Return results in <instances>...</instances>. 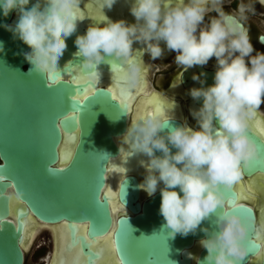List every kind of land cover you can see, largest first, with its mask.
<instances>
[{
  "label": "clouds",
  "instance_id": "obj_1",
  "mask_svg": "<svg viewBox=\"0 0 264 264\" xmlns=\"http://www.w3.org/2000/svg\"><path fill=\"white\" fill-rule=\"evenodd\" d=\"M0 0V15L15 13L13 23L0 22L29 47L26 61L47 72L56 69L66 49V38L77 29L80 0ZM116 0H104L111 8ZM135 22L104 18L77 34L74 44L83 59L81 68L92 80L99 79L97 65L119 60L126 65L124 85L135 88L141 66L130 61L133 42H141L155 59L166 48L175 51L178 65H205L216 58L213 83L193 87V99H202L191 110L197 127L186 122L171 125L161 113L150 111L131 121L120 139L134 152L149 159L142 187L149 194L159 188L160 214L170 235L194 233L201 222L215 216L217 229L200 244L207 250L206 264H239L246 256L244 241L249 225L226 198L225 192L242 175V166L260 154L248 134L249 117L264 102V52H254L246 26L256 0H239L225 12V0H127ZM264 4V0H259ZM216 15H210L211 13ZM208 17L205 21V17ZM264 42V38H261ZM4 51L0 41V52ZM203 73H201V76ZM193 80L200 76L193 74ZM175 149V151H172ZM159 153V154H157ZM127 218V217H126Z\"/></svg>",
  "mask_w": 264,
  "mask_h": 264
},
{
  "label": "water",
  "instance_id": "obj_2",
  "mask_svg": "<svg viewBox=\"0 0 264 264\" xmlns=\"http://www.w3.org/2000/svg\"><path fill=\"white\" fill-rule=\"evenodd\" d=\"M16 19L15 13L7 17L0 15L3 23H13ZM85 31L83 25L77 24L76 32L66 38L67 47L57 65L62 75L53 81L47 79V72L25 60L23 53L29 47L0 27L4 47L0 52V176L3 177L0 204L8 205V211L0 210V264L25 262V251L20 244L23 232L16 230V214L21 210L27 217L48 225L66 222L90 225V234H99L97 238L117 229L115 239L121 256L115 255L118 264H206L207 250L200 240L207 233L201 228L218 230L214 214L203 220L194 233L170 235L172 230L159 211V188L143 197L141 182L135 174H125L118 182L116 198L126 212L113 219L104 188L108 167L121 151L115 137L123 135L129 126V112L120 108L118 101L111 100L106 92L109 88L104 84L95 83V91L88 96L81 93L83 103L71 99L77 85L69 84L71 77L64 73V68L81 67L83 58L77 55L74 40ZM261 38L264 34L258 37L264 46ZM115 62L123 65L119 60ZM97 70L109 71L112 66L101 62ZM196 72L200 80H192L190 69L182 75L185 87L192 81L196 87L201 86V80L205 87L214 82V69L196 65ZM201 104L202 99H193V105L199 108ZM72 111L79 112L80 125L73 130L76 139L71 158L61 163L60 146L68 135L65 130L75 127L74 117L64 118ZM165 118L173 126L183 123L177 117ZM248 134L260 152L246 167L242 166V177L250 178L264 174V140L250 126ZM129 154L132 156L134 151ZM10 191L21 205L14 219L10 215ZM229 191L235 196V208L247 209L244 214L235 209L249 225L244 241L246 256L239 264H251L253 260L254 264H264V238L259 239L261 232L255 209L238 199L236 183L226 190V198ZM196 246L199 249L194 254L192 250ZM88 251L85 245V258Z\"/></svg>",
  "mask_w": 264,
  "mask_h": 264
},
{
  "label": "bare ground",
  "instance_id": "obj_3",
  "mask_svg": "<svg viewBox=\"0 0 264 264\" xmlns=\"http://www.w3.org/2000/svg\"><path fill=\"white\" fill-rule=\"evenodd\" d=\"M92 1L97 6L96 5L94 6V4H89V2H86V0H80V4L82 3L83 5H85L89 9V12H88V17L86 18L84 24L81 22L82 19L78 20L77 24L83 25L86 29L90 24L106 23V21L104 20L105 17L112 19V20L125 19L128 23H134L135 22L134 16L129 11L130 5L127 2V0H116V2L112 5L111 8H108L107 6L103 5L104 0H92ZM79 5H78V7H79ZM79 15L82 16L80 13V10H79ZM86 16H87V14H86ZM101 17H103V19H101ZM138 43H141V42H138ZM160 46L163 49L161 56H164L167 53L169 54L170 50L166 48L163 41L160 42ZM134 47H135V43H134V46L132 45L133 53L129 59L131 61H135V62L140 64V66H141V73L140 74H142V76H143L145 71L148 68V63L146 61V57L147 56L151 57V56L146 51V46H144L145 49L142 48L144 53H142L140 51L141 53L139 55H137L136 58H133L134 60L131 59L132 57L135 56L133 54L137 50V49L135 50ZM139 50H141V49H139ZM137 52L138 51H136V54H138ZM122 67L124 68V71H125L126 65L123 64ZM98 72L100 75H99V79L96 80V83L104 84L107 88L113 87V83H114L113 82V75L114 74H113L112 70L105 71V72L104 71H98ZM177 81H175V82L177 83ZM171 82H172V80H171ZM172 87H174V86H172ZM135 88H131V89H135ZM170 88H171V86H170ZM187 90H189V89H187ZM187 90H182V92L187 91ZM148 92L146 90V80L143 78L142 87L138 91L137 95L140 98H144V97H152L153 94H155L153 92L152 93H148ZM170 92H173L174 95L180 94L183 98H185V96L182 94V92L179 89H174L172 91L170 90ZM165 96L166 95L163 96L161 94H155L156 99L161 104V112L160 113L164 117H169L170 115H173V116L179 117V119L181 120V118L183 117V110L181 108L180 102L177 100L178 102L175 101V103L174 102L172 103L170 101L171 98L169 97L170 99H168V97H165ZM183 101H184V99H183ZM183 106H185V105H183ZM150 111H155L154 105H147V106L142 107L141 101L137 100L136 103L132 106L131 113L128 111L129 112V115H128L129 125H130L132 120L138 118V115L140 116V115L146 114L147 112H150ZM184 113H185V111H184ZM257 113L258 114L255 113L254 115L249 117V125L252 128V130L258 134L260 132L261 128L264 127V120H263V116H262L261 112H257ZM185 115H187V113ZM185 122H186V120H185ZM74 136L76 139V133L74 134ZM121 136L115 137V142L118 144L121 151H120L119 155L115 159H113L112 163L108 167L107 184H106V187L104 188L105 194L108 192L112 193V195L107 196V198L109 199V202H110L111 213H112L113 219H115L119 214L126 212V209L119 204V202L117 201V198H116V190H117L118 182L125 174H128V173L129 174H135L141 182L143 197L149 195L144 190V188L142 187V183H143V179H144V175H145L146 170H145V167L141 164V161H144L145 163H147V156L141 152H134V154L131 156L129 154L131 149L129 148V146L127 144L123 143V141L120 139ZM260 136H262V138L264 140V135H260ZM74 143L75 142H73L72 137L69 135H66L64 138V141L62 142V144L60 146V151H62V149H64L65 147H68V148H70L71 153H72ZM240 178H241L242 183L236 182V188L238 191V199L245 201L249 204L251 203L252 205H254L258 208V210H259L258 224H259L260 232H261V234L259 235V239L264 238V235L262 234L264 232V174H256L254 177L252 176V178H250V179L249 178L246 179V178L242 177V175H241ZM9 195H10V202H9L10 215L14 219L15 218V211L21 205L19 206L17 199L11 193V191L9 192ZM27 218L29 219V223H28L26 229L22 230L23 233H22V239L20 242L25 253H27V248H30L29 246L33 243L32 239H34L33 236H34L36 230H38L39 228L41 229L42 226H50L52 229L53 236H54L53 240H54V246H55V250L52 254L50 264H54V260L57 261V263H58L60 257H63L64 261L72 260L76 249L65 248L63 239L61 240V250H60L59 254H57V237H58L59 232L54 231V229L59 230L61 228V226L64 224L48 225V224H44V223H39L32 216H28ZM45 229H48V228L46 227ZM51 236H52V234H51ZM101 238L102 237H100L98 239H101ZM198 249H199V246H196L193 248L192 252L194 254H196ZM97 259H100L103 261L111 260L114 262V264H118V261H117L115 255L110 256L108 253H105L103 257H100ZM93 264H95V260H94ZM251 264H254V260L251 262Z\"/></svg>",
  "mask_w": 264,
  "mask_h": 264
},
{
  "label": "snow or ice",
  "instance_id": "obj_4",
  "mask_svg": "<svg viewBox=\"0 0 264 264\" xmlns=\"http://www.w3.org/2000/svg\"><path fill=\"white\" fill-rule=\"evenodd\" d=\"M77 14L79 15V10H77ZM103 19V17H101ZM131 62V60L129 61ZM112 72H113V87L109 88L106 92L111 95L112 101H118L120 108L127 109L130 113L132 110V106L136 103L137 100L141 101V106L154 105L156 112H161V104L153 94L152 97H138L137 93L142 87L141 85H137L135 89H130L124 86V77L125 71L124 68L117 62H111ZM67 72L71 79L69 84L77 85L76 94L71 96V99L74 101L81 100L80 94L83 93L85 96L90 95L95 91L94 85L96 80L89 79V77L84 73L83 69L80 66L73 67L72 65H67L64 68V73ZM61 71L56 69H49L47 71V79L55 81L59 76H61ZM83 103V102H80ZM75 118V127L72 130L65 132L72 137L73 142H75V136L73 130L77 128V125H80V115L78 111H72V114L67 118ZM139 117V115H138ZM259 135H264V127L261 128ZM71 150L68 147H65L61 151V162H67L71 158ZM3 177L0 176V180ZM237 183H242L241 178L237 180ZM106 196H111L112 193L108 192L105 194ZM228 198L230 202L234 205L235 196L232 192H227ZM235 206V205H234ZM6 209L8 211L7 202L0 204V210ZM239 209L241 214L247 212V209L244 208H236ZM17 232L26 229L29 219L27 217V213L21 210L17 212ZM45 219H49L44 217ZM55 220V219H53ZM54 231H58L57 237V254H59L61 250V240L64 241L65 248H73L76 249L72 260L70 261H60L59 264H93L95 259V264H114L113 261H103L97 258L103 257L105 253H108L110 256L119 255V250L117 248L115 233L117 229H114L112 232H108L107 235L103 236L101 239H98L99 234L91 235L90 234V225H80L72 222H66L61 226L59 230L54 229ZM106 232V231H104ZM102 232V233H104ZM101 234V233H100ZM79 245V247H78ZM85 245L89 249L88 256L85 258ZM121 257V256H120ZM54 264H57V261L54 260Z\"/></svg>",
  "mask_w": 264,
  "mask_h": 264
},
{
  "label": "flooded vegetation",
  "instance_id": "obj_5",
  "mask_svg": "<svg viewBox=\"0 0 264 264\" xmlns=\"http://www.w3.org/2000/svg\"><path fill=\"white\" fill-rule=\"evenodd\" d=\"M86 2H89V4H94V6L96 5L95 3H93V1L92 0H86ZM91 2V3H90ZM256 2L257 3H259L260 5H263L264 6V4H262V3H260L259 2V0H256ZM82 4V3H81ZM79 5V10H80V13H81V17H83V19L81 20V22L84 24V22H85V20H86V18L88 17V12H89V9L85 6V5ZM81 6V7H80ZM97 6V5H96ZM86 13H85V12ZM106 12V11H105ZM107 13V12H106ZM86 14H87V16H86ZM210 15H216V14H210ZM207 19H208V17L206 16L205 17V21H207ZM80 20V19H79ZM248 30H249V37H250V42H251V30L249 29V27H248ZM261 34H264V33H259V34H257V36H256V40H257V43H256V47H257V50L258 51H260V50H262V48H263V50H264V46L263 45H261L259 42H258V37H259V35H261ZM134 43H135V50L136 51H138L137 53L138 54H136V51L134 52V54L133 55H135L134 57H132L131 59H133V58H136L137 57V55H139L141 52L142 53H144V51H143V49H145V45L143 44V43H138L137 41H134ZM134 43H133V46H134ZM142 45V46H141ZM144 45V46H143ZM143 48V49H142ZM254 48V47H253ZM139 49H141V50H139ZM141 51V52H140ZM173 50H170V52H169V54L167 53L166 55H164V56H161V57H157V58H155V59H153L152 57H146V61H148V60H153V61H155V62H157L159 65H157V64H148V68H147V70L145 71V73H144V75L142 76V74H140V78H139V81H138V84L137 85H141L142 83H143V78L146 80V90H147V92L148 93H155V94H161V95H166L165 97H168V99H170V101L173 103H175V101L176 102H180V104H181V108H182V110H183V117L181 118V120H182V122L184 123L185 122V120H186V123H187V125L189 126V127H197V123H196V120H195V118L192 116V114H191V110H193V109H198V107L197 106H195V105H193V98L191 97V95H190V93H189V90L192 88V87H196V83H195V81H192L191 82V84L189 85V86H187V87H185L184 86V82L182 81V75L188 70V69H190V71L192 72V75L193 74H195V75H197V72H196V65H193V66H191V67H185V66H182V65H178V64H176V62H175V57H172L171 56V52H172ZM253 54H255V49H254V52H253ZM134 60V59H133ZM163 64V65H162ZM151 66L153 67V70H154V75H158V76H161L163 79L165 78V81H166V84L161 88V89H159V88H155V87H152L151 89H150V87H149V84H148V79H147V73H148V71H149V69L151 68ZM201 66H203L204 68H207V69H214V70H216V58L215 57H211V59H209V61L207 62V64H205V65H201ZM164 69H165V71H164ZM164 71V72H163ZM161 78V79H162ZM171 80H172V82H171ZM178 80V81H177ZM193 80V79H192ZM175 81H177V83L175 82ZM174 82V83H173ZM177 84V85H176ZM170 86H171V88H170ZM172 86H174V87H172ZM170 88V89H169ZM179 89L181 92H182V90H187V89H189V90H187V91H184V92H182V94L185 96V98H183L180 94H175L174 95V93L173 92H170V90L172 91V90H174V89ZM167 92V93H166ZM186 92V93H185ZM190 95V96H189ZM170 97V98H169ZM181 97V98H180ZM189 97V98H188ZM187 98V99H186ZM191 98V99H190ZM183 99H184V101H183ZM178 100V101H177ZM184 102V103H183ZM186 102V103H185ZM183 105H185V106H183ZM186 109V110H185ZM184 111H185V113H184ZM257 112H259L258 110L255 112L256 114H258ZM187 113V115H185ZM185 115V116H184ZM263 116V115H262ZM169 117H177V116H173V115H170ZM185 117V118H184ZM189 117V118H188ZM177 118H179V117H177ZM194 120V121H193ZM263 120H264V116H263ZM250 126V125H249ZM252 129V128H251ZM259 135V134H258ZM260 136V135H259ZM261 138H262V136H260ZM263 139V138H262ZM255 176V175H254ZM253 176V177H254ZM244 178H246V179H248L247 177H244ZM250 178H252V177H250ZM249 178V179H250ZM251 204V203H250ZM252 205V204H251ZM252 207L255 209V212H256V216H257V221H258V218H259V210H258V208L256 207V206H254V205H252ZM256 207V208H255ZM48 228L47 229V231L48 232H51L50 234H52V231H51V229H50V226H44L43 228H41L40 230H39V233L42 231V229H45V228ZM50 230V231H49ZM39 233H38V235H39ZM261 234V233H260ZM263 235H264V232L262 233ZM53 236V235H52ZM50 238H51V243H52V250H51V252H50V254H49V256H48V259H47V262H46V264H50V261H51V257H52V254H53V252H54V250H55V246H54V242H53V237H51L50 236Z\"/></svg>",
  "mask_w": 264,
  "mask_h": 264
},
{
  "label": "rangeland",
  "instance_id": "obj_6",
  "mask_svg": "<svg viewBox=\"0 0 264 264\" xmlns=\"http://www.w3.org/2000/svg\"><path fill=\"white\" fill-rule=\"evenodd\" d=\"M238 2L239 0H225V3L223 5L225 12L234 11L237 7ZM254 6H255V12L248 15V19L245 23H246V26L249 27V29L251 30V43L256 51L257 50L256 36L259 33H264V6L260 5L257 2H255ZM211 14H215V13L213 12ZM260 52H264L263 48L262 50H260ZM175 55H176L175 51H172L171 56L175 57ZM147 63L150 65L153 63L159 65L157 62L153 60H148ZM161 78H162L161 76L154 75V70H153V67L151 66V68L149 69L147 73V79H148L147 82L149 84L150 89L152 87H155V88L157 87L161 89L166 84L165 78L164 79L163 78L161 79ZM258 111L261 112V114L264 116V102L261 103ZM148 159L149 158L147 157V161ZM43 227L44 226H42L41 228ZM39 230L40 228L36 230L33 236L34 239H32L33 243L31 242L32 244L29 246L30 248H27V253H25L24 264H46L47 262L48 256L53 248L52 243H51V238H50L51 234L50 232L47 231V229H42L40 233H39ZM52 237L54 239V236ZM60 261H64V258L60 257L57 264H59Z\"/></svg>",
  "mask_w": 264,
  "mask_h": 264
}]
</instances>
